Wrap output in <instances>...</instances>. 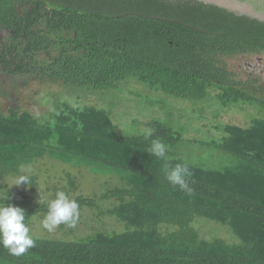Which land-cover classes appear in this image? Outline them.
<instances>
[{"label":"trees","instance_id":"trees-1","mask_svg":"<svg viewBox=\"0 0 264 264\" xmlns=\"http://www.w3.org/2000/svg\"><path fill=\"white\" fill-rule=\"evenodd\" d=\"M19 11L29 19L23 28ZM40 18L45 22L37 25ZM0 26L15 32L0 59L7 65L18 60L19 72L33 69L32 77L43 83L75 91L116 89L132 79L190 101L206 99L211 90L225 107L244 103L264 112V77L250 76L244 66L264 58V22L215 5L197 0H0ZM43 112L13 106L0 111V202L5 194V206L22 207L28 226L35 215H45V204L2 181L17 176L22 164L48 155L95 175H115L124 186L84 196L77 178L68 174L64 186L41 199L59 190L74 193L79 211L115 201L100 213L123 223L124 230L74 239L33 237L35 247L19 257L0 246V264H264V117L248 127L220 126L223 136L213 144L188 141L237 161L211 169L173 153L170 148L186 141L161 121L144 123L153 130L145 138L121 134L105 110L78 101L62 100ZM157 138L167 146L165 158L148 152ZM177 164L188 167L191 192L166 179ZM196 217L227 225L237 243L201 238L191 225ZM162 225L175 229L163 233Z\"/></svg>","mask_w":264,"mask_h":264},{"label":"rangeland","instance_id":"rangeland-1","mask_svg":"<svg viewBox=\"0 0 264 264\" xmlns=\"http://www.w3.org/2000/svg\"><path fill=\"white\" fill-rule=\"evenodd\" d=\"M209 92L213 95L211 90ZM210 94L204 100L190 101L170 96L162 91H155L132 79L121 82L116 89L85 87L75 91L70 88L63 89L59 84L52 85L30 79L24 84L11 82L0 85V110H7L11 106L15 108L21 106L22 110L28 109L34 113L42 111L43 115L46 107L50 109L53 104L62 100H67L71 104L78 101L81 105H93L105 110L117 131L127 135H139L147 129L145 122L157 120L181 133L186 142L179 143L170 150L184 161L211 169L231 167L237 162L234 157L214 147L188 141L213 144L223 136L220 126L235 124L248 127L255 119L264 117V112L244 103L225 107ZM22 168L31 169L32 178L35 180L33 183L37 187L35 192L30 190L32 181L28 185L23 183L11 185L16 177L14 175L5 177L2 184L8 188L23 189L37 203L39 198H48L54 194L55 186L58 188L64 186L65 177L68 174L77 178L78 193L84 196L96 197L107 187L124 186V182L115 175H95L87 167H75L48 155L41 156L32 163L22 164L20 170ZM68 195L72 198L74 193ZM115 203L112 200H102L99 203V209L85 207L79 211L80 215L75 227L60 228L58 226L51 232L42 227L41 221L44 215H35L29 225L30 234L37 238L74 239L99 231L121 232L124 230L123 223L112 216L100 213ZM191 225L198 231L201 238H222L230 243L238 241L227 225L202 217H196ZM159 229L166 233L175 228L162 225Z\"/></svg>","mask_w":264,"mask_h":264},{"label":"clouds","instance_id":"clouds-1","mask_svg":"<svg viewBox=\"0 0 264 264\" xmlns=\"http://www.w3.org/2000/svg\"><path fill=\"white\" fill-rule=\"evenodd\" d=\"M83 109L81 108V111ZM82 127V125H81ZM153 130L145 129L141 134L148 138ZM157 158H165L167 146L159 138L151 142L148 149ZM191 173L186 165L177 164L166 172V179L173 185H178L182 190L191 192L186 177ZM32 173L30 168H22L11 185H28L31 182ZM0 202V246L7 249L12 256H23L29 249L35 247L36 240L30 234V228L26 222L25 210L19 206H5L3 200ZM40 204L46 205V214L41 223L42 227L51 232L58 226L64 224L69 228L75 227L79 219V204L75 199L59 190L54 197L45 201L39 198Z\"/></svg>","mask_w":264,"mask_h":264},{"label":"flooded vegetation","instance_id":"flooded-vegetation-1","mask_svg":"<svg viewBox=\"0 0 264 264\" xmlns=\"http://www.w3.org/2000/svg\"><path fill=\"white\" fill-rule=\"evenodd\" d=\"M22 14L23 13L19 11L18 13L19 18L17 20L21 28H23L29 22L28 17L23 18ZM44 22H45V19L40 18V23H38L37 25H41ZM14 38H15V32L11 28L0 26V57H1V51L4 52V50L9 49V47L11 46V41H13ZM11 61L14 62L13 65H7V64H4L3 59H0V85L1 86L7 83H11V82H13L14 84H24L30 79L37 80L36 78L32 77L33 69H31L30 72H27V67H24V70L22 72H19L17 70L18 60L13 59ZM262 64H264V58L255 57L251 61L244 63V66L250 76H253V74H255L257 76L264 77V65ZM20 107L21 106H18L17 108H20Z\"/></svg>","mask_w":264,"mask_h":264},{"label":"water","instance_id":"water-1","mask_svg":"<svg viewBox=\"0 0 264 264\" xmlns=\"http://www.w3.org/2000/svg\"><path fill=\"white\" fill-rule=\"evenodd\" d=\"M264 22V0H197Z\"/></svg>","mask_w":264,"mask_h":264}]
</instances>
